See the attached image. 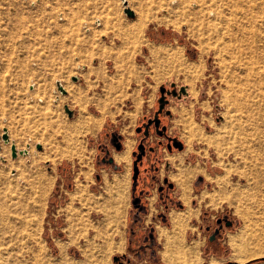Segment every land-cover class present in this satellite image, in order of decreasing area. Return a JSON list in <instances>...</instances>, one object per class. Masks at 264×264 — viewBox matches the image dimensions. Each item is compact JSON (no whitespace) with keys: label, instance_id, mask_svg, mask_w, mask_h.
I'll use <instances>...</instances> for the list:
<instances>
[{"label":"rangeland","instance_id":"374dc122","mask_svg":"<svg viewBox=\"0 0 264 264\" xmlns=\"http://www.w3.org/2000/svg\"><path fill=\"white\" fill-rule=\"evenodd\" d=\"M128 2L135 18L122 0H0V135L10 136L0 148V264H59L62 253V264H171L166 251L172 264H264V0ZM173 84L189 94L169 98L165 123L179 142L170 150L137 130ZM81 117L96 125L80 129ZM12 142L29 155L13 158ZM31 164L42 180H18ZM166 234L182 243L168 246Z\"/></svg>","mask_w":264,"mask_h":264},{"label":"bare ground","instance_id":"6f19581e","mask_svg":"<svg viewBox=\"0 0 264 264\" xmlns=\"http://www.w3.org/2000/svg\"><path fill=\"white\" fill-rule=\"evenodd\" d=\"M123 4V3H122ZM236 7H239V5H237ZM201 11V10H200ZM202 12V11H201ZM248 20V19H247ZM148 21V18L146 17V18H142V21H141V24H139L138 25V31H140V33L142 32V28H143V25H145V23ZM249 21V20H248ZM173 25V24H172ZM244 25V24H243ZM247 25V24H246ZM246 25H244V26H246ZM249 27V26H248ZM158 47V46H157ZM166 47V46H165ZM151 48V47H150ZM161 49L160 48H154L153 49V55L156 57V59H158L159 57H160V54H161ZM170 55V56H169ZM152 56V55H151ZM168 57L171 59V61H172V63L173 64H175L176 66H177V68H182L183 70H186V69H188L185 65H186V63H185V61L183 60V58H182V56L178 53V52H174V53H172V54H168ZM155 60V59H154ZM195 68V67H194ZM190 69V68H189ZM197 72V71H196ZM189 74V73H188ZM117 77V76H116ZM89 78V77H88ZM62 83V82H61ZM63 84V83H62ZM78 89V88H77ZM75 100H77V102H81V101H83V99H82V97H76V98H74ZM76 102V103H77ZM81 106V105H80ZM102 115V114H101ZM91 117V116H90ZM97 119H99V117L97 118ZM100 122V121H99ZM96 125V121L95 122H92L91 120H87L85 117H81L80 118V120H79V125H78V127L80 128V129H84V128H90L91 126H95ZM68 127L70 126V125H67ZM69 128H73V126H70ZM79 134V133H78ZM126 146H127V148H126V150L125 151H123V152H121V153H117L116 154V161L117 162H119V163H121V162H126V164H128L127 163V161H129V158H130V153H131V150H132V143L129 141V142H127L126 143ZM77 147V146H76ZM68 148V147H67ZM75 148V147H74ZM66 153V152H65ZM66 158V157H65ZM59 159V158H58ZM131 159V158H130ZM27 162V161H26ZM131 162V161H130ZM122 164V163H121ZM37 165V164H36ZM124 172V171H123ZM122 173V172H121ZM34 174H35V170H34V168H33V164H31V165H29V166H26L25 165V167H24V169L22 170V173H21V175H19V177H18V180H20V178L22 179V177L21 176H25L26 177V175H32L33 177H35V178H37V179H41L40 177H38V176H34ZM106 174V173H105ZM121 175V174H120ZM111 176V175H110ZM42 180V179H41ZM125 182H127V176L126 175H122L121 177H118L117 178V180H116V185L118 186V187H120V188H123L124 186H125ZM42 183L43 182H41V184H40V187H42ZM114 183V182H113ZM104 184V183H103ZM39 185V184H38ZM105 185V184H104ZM48 187V186H47ZM102 190V189H101ZM122 190L123 189H121V190H119L118 192L120 193V192H122ZM103 191V190H102ZM185 191H187V190H185ZM104 193H105V191H104ZM73 195V198H77V199H79V200H81V201H83V200H85V198H86V188L83 186V185H81L80 183H78L77 184V186H76V190H75V192L72 194ZM213 198V197H212ZM122 197H119V199L118 200H120V202L122 201ZM117 206V205H116ZM109 207H110V209H111V212L112 211H116V208L114 207V205L113 204H109ZM191 213V212H190ZM117 214H118V216H119V214H120V208H119V206L117 207ZM118 216L116 215V214H114L113 215V219L114 220H118ZM126 218V217H125ZM184 222V221H183ZM186 222V221H185ZM180 224V223H179ZM123 226V225H122ZM183 226H184V224H183ZM185 227V226H184ZM183 227V229L184 230H186L185 228ZM182 228V227H181ZM182 229V230H183ZM182 232H184V231H182ZM181 236H182V234H181ZM119 238V237H118ZM183 238V237H182ZM117 239V238H116ZM96 241H98V240H96ZM71 242V241H70ZM69 244V243H68ZM112 248L113 247H111V253H112ZM119 249H120V247H118ZM109 252V251H108ZM257 252V251H256ZM60 255V254H59ZM96 255V254H95ZM186 255V254H185ZM107 256V255H106ZM59 257V256H58ZM253 257H254V255H253ZM165 259V258H164ZM60 263L59 264H62L65 260H66V256L62 253V255H61V257H60ZM185 260V259H184Z\"/></svg>","mask_w":264,"mask_h":264},{"label":"flooded vegetation","instance_id":"af4514ba","mask_svg":"<svg viewBox=\"0 0 264 264\" xmlns=\"http://www.w3.org/2000/svg\"><path fill=\"white\" fill-rule=\"evenodd\" d=\"M182 94H181V88L178 89L177 87H165V90H164V93L160 95V99L162 98V96H164V104H163V108H161L162 106V103L159 102L158 104V108L157 110L155 111L153 117H149L146 119V121L138 127V130L137 132L139 134H143L144 135V140L148 139L151 135V133H155L157 134L158 136L162 137V138H165L167 140L166 142V146L172 150L173 147H175L176 144H178V139H176V137L174 136H170L169 132H168V124L165 123V119L168 118V120L171 118L172 114H171V111L169 110L168 106L170 105V97H174V98H177V97H180ZM112 140H114V138L112 137ZM118 141L117 142H122L123 139L121 138H118L117 139ZM114 143V142H113ZM163 144V143H161ZM140 145H143V150L141 151L139 149ZM180 146H182L181 144H179ZM115 147V146H114ZM123 149V148H122ZM104 150H109V148L107 146L104 147ZM149 151L154 154L155 153V147H149ZM117 152H120V151H117ZM136 153V158H137V155L139 154H143V157L142 159L138 162V165L140 164H143L144 162V157L146 156L147 154V149H146V146L145 144L140 143L139 146H138V150L135 152ZM109 157V156H107ZM106 157V158H107ZM137 160V159H136ZM156 169H158L156 167ZM139 176V175H138ZM138 182V181H137ZM136 187H137V183H136V186H134V194L137 193V190H136ZM137 199V198H136ZM137 205H139L141 207V209L137 208L139 211H142L143 213H146L147 212V207L146 205L142 202L141 198H139V201L137 203ZM135 207V206H134ZM136 208V207H135ZM143 208V209H142ZM223 229H221L220 231V234L218 235V237L221 236V232H222ZM217 237V238H218ZM151 240L154 239V235L151 234ZM216 241V240H215ZM213 241V242H215Z\"/></svg>","mask_w":264,"mask_h":264},{"label":"water","instance_id":"95a60500","mask_svg":"<svg viewBox=\"0 0 264 264\" xmlns=\"http://www.w3.org/2000/svg\"><path fill=\"white\" fill-rule=\"evenodd\" d=\"M122 2H123L124 12H125V14H126L129 18H135V15H136V14H135V11L132 10V9L129 7V2H128V0H122ZM78 79H79V78H78L77 76L73 77V80H74L75 82H77ZM57 85H58V87H59V90H60L62 93H66V90L64 89L63 84L61 83V81H58V82H57ZM172 86L174 87L175 85L173 84ZM164 90H165V87H162V88H161V94L164 93ZM181 94L188 96L189 91H188L187 87H185V86H182V87H181ZM159 102L162 103L161 108H163V107H164L163 104L165 103V102H164V96H162V98L159 99ZM66 112L69 114V117H71V118L73 117V114H74V113H73V111H72L71 109H69L68 107H66ZM122 137H123V136H121V135H119V134H116V133L113 134V138H114V140H113V142H114L113 145L115 146V148H116L117 151H121L122 148H123V144H122V142H117V141H118L117 139H118V138H121V139H122ZM2 142H4L5 144H10V136H9V131H8V129H4V130H3V134L0 135V148H1V143H2ZM37 149L42 150V149H43V146H42L41 144H37ZM139 149L142 151V150H143V145H140ZM11 152H12V156H13V158H17L18 155H21V156H27V155H29V150H28V148H27V149H24V150H19V149L17 148L15 142H12V145H11ZM108 153H110V152L108 151ZM135 156H136V153H135ZM142 157H143V154H139V155H137V160L135 161V175H134V181H135V183H134V186H136V183H137V177H138V175H139L138 162L142 159ZM108 162H109L110 164H113V165L115 164V160H114L113 157H110L109 160H108ZM114 167L117 168V166H115V165H114ZM138 201H139V198L135 199L134 202H133V205H134L136 208L141 209V207H140L139 205H137ZM142 209H143V208H142ZM224 220H225V222H226V226H227V227L232 226L233 223H232L227 217H225ZM218 223L220 224L219 228L215 229L214 233L210 236V239H209V240H210L211 242L217 240V237H218V235L220 234L221 229H223L222 220H219ZM116 260H118V258H116Z\"/></svg>","mask_w":264,"mask_h":264},{"label":"crops","instance_id":"0c3cea01","mask_svg":"<svg viewBox=\"0 0 264 264\" xmlns=\"http://www.w3.org/2000/svg\"><path fill=\"white\" fill-rule=\"evenodd\" d=\"M180 217H176L175 219H174V222L175 223H177L176 225H177V227H178V224L180 223ZM178 220V221H177ZM179 227H180V232H179V234H182V229H183V225H181V224H179ZM182 227V228H181ZM179 230V229H178ZM166 237L168 238V240H169V242H168V246H173L174 248H177L178 246H177V244H180V243H182V240L181 241H179V243H177V242H175V240H176V237L172 240V241H170L171 239H169L170 237L168 236V234H166ZM180 237V236H179ZM182 237H183V235H182ZM182 237H180L179 239H182ZM176 250V249H175ZM166 255L168 256V258H169V261L171 262V264L172 263H174V260H173V255H170V253L168 252V251H166Z\"/></svg>","mask_w":264,"mask_h":264},{"label":"trees","instance_id":"16d2710c","mask_svg":"<svg viewBox=\"0 0 264 264\" xmlns=\"http://www.w3.org/2000/svg\"><path fill=\"white\" fill-rule=\"evenodd\" d=\"M217 242H213L211 243L214 247L218 246V244H216Z\"/></svg>","mask_w":264,"mask_h":264}]
</instances>
